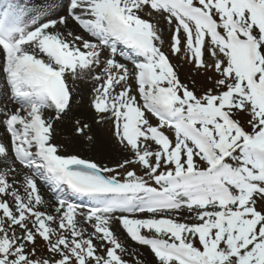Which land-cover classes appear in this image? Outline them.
I'll return each mask as SVG.
<instances>
[{
    "label": "snow or ice",
    "instance_id": "obj_1",
    "mask_svg": "<svg viewBox=\"0 0 264 264\" xmlns=\"http://www.w3.org/2000/svg\"><path fill=\"white\" fill-rule=\"evenodd\" d=\"M0 264H264V0H0Z\"/></svg>",
    "mask_w": 264,
    "mask_h": 264
},
{
    "label": "rangeland",
    "instance_id": "obj_2",
    "mask_svg": "<svg viewBox=\"0 0 264 264\" xmlns=\"http://www.w3.org/2000/svg\"><path fill=\"white\" fill-rule=\"evenodd\" d=\"M181 71H182V75H181V79H182V80L185 79L186 76L190 75V72H189V69L187 68V66H185ZM87 149H88L87 146H85L84 149H83L82 151H83V152H88ZM45 190H46V189H45ZM46 192H47L49 195H51V193L48 192L47 190H46Z\"/></svg>",
    "mask_w": 264,
    "mask_h": 264
},
{
    "label": "bare ground",
    "instance_id": "obj_3",
    "mask_svg": "<svg viewBox=\"0 0 264 264\" xmlns=\"http://www.w3.org/2000/svg\"><path fill=\"white\" fill-rule=\"evenodd\" d=\"M84 147H85V146H84ZM84 147L82 148V150L84 149ZM87 151H89V149H87ZM44 192H45L46 197L50 196V195L46 192V190H44Z\"/></svg>",
    "mask_w": 264,
    "mask_h": 264
}]
</instances>
